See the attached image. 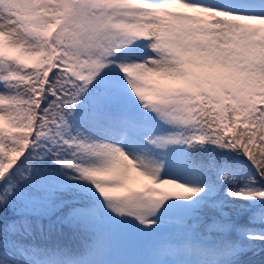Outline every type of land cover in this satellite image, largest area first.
I'll use <instances>...</instances> for the list:
<instances>
[{
  "label": "snow or ice",
  "instance_id": "snow-or-ice-1",
  "mask_svg": "<svg viewBox=\"0 0 264 264\" xmlns=\"http://www.w3.org/2000/svg\"><path fill=\"white\" fill-rule=\"evenodd\" d=\"M0 264H264V0H0Z\"/></svg>",
  "mask_w": 264,
  "mask_h": 264
},
{
  "label": "trees",
  "instance_id": "trees-1",
  "mask_svg": "<svg viewBox=\"0 0 264 264\" xmlns=\"http://www.w3.org/2000/svg\"><path fill=\"white\" fill-rule=\"evenodd\" d=\"M6 128H7V125H6ZM74 243L80 244V243H82V241L81 240H76Z\"/></svg>",
  "mask_w": 264,
  "mask_h": 264
}]
</instances>
